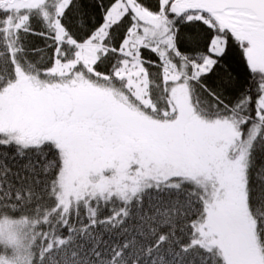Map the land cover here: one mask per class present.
I'll return each instance as SVG.
<instances>
[{"label": "snow or ice", "instance_id": "6c2138e0", "mask_svg": "<svg viewBox=\"0 0 264 264\" xmlns=\"http://www.w3.org/2000/svg\"><path fill=\"white\" fill-rule=\"evenodd\" d=\"M0 264H264V0H0Z\"/></svg>", "mask_w": 264, "mask_h": 264}, {"label": "trees", "instance_id": "16d2710c", "mask_svg": "<svg viewBox=\"0 0 264 264\" xmlns=\"http://www.w3.org/2000/svg\"><path fill=\"white\" fill-rule=\"evenodd\" d=\"M37 44L41 43L39 40L36 41ZM235 68H237L239 71H243L241 65L239 63H234L233 65Z\"/></svg>", "mask_w": 264, "mask_h": 264}]
</instances>
